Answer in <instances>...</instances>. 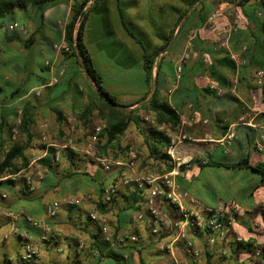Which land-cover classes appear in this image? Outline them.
<instances>
[{"label": "crops", "instance_id": "crops-1", "mask_svg": "<svg viewBox=\"0 0 264 264\" xmlns=\"http://www.w3.org/2000/svg\"><path fill=\"white\" fill-rule=\"evenodd\" d=\"M38 1L0 0V3L15 4L0 20L5 24V28L0 29V121L3 116L12 123L17 111L19 113L21 107L30 103L36 111V139L41 132H47L53 141H59L65 131L60 125V113L67 117L78 111L89 98L97 96L96 87L75 59L53 48L55 43H66L65 26L73 0H50L42 6ZM99 7L102 8L93 11L86 23L85 41L106 89L126 106V111L134 110L133 119L121 136L122 144L129 143L136 148L141 173L154 172L166 165L163 160L150 158L155 143L152 128L163 131L168 138L186 134L188 139L177 148L183 167L178 168L180 187L205 204L235 199L241 210L234 230L243 237L242 243L220 241L211 247L207 246L203 235H190L200 251L199 259L186 253L183 242L176 243L175 254L171 255L159 249V242H150L145 237L135 247L111 246L108 250L123 256L119 264H264V252L262 255L255 252L264 246V182L247 168L221 165L242 158H248L252 164H264V85H259L256 78L257 70H264V3L251 0L241 6L228 0H105ZM215 10L219 11L216 29H222L234 18L239 20V29L232 34L228 48L218 46L216 29L207 21ZM14 22H18L19 27L11 29ZM127 27L140 41L130 35ZM161 48L148 80L144 53ZM187 50L190 51L189 61L184 65L181 81L173 88L177 61ZM104 51L105 60H101L98 53ZM229 51L243 53L247 63L235 65ZM47 61L51 62L49 67H46ZM54 76L59 77L56 84L52 82ZM211 84L217 85L222 94H217ZM16 89H26L27 93L15 99L11 93ZM152 100L159 102L157 104L166 103L177 112L180 120L176 128L156 123V113L149 107ZM93 117L94 124L106 126V120L99 117L98 111L93 112ZM83 132L80 126L77 135L82 136ZM8 134V129H4L0 138L8 139ZM83 140L81 143L86 144ZM80 147L74 150L84 154L85 145L83 149ZM115 151L117 154L118 149ZM46 154L44 151L40 157ZM88 156L92 160L86 161L81 155L82 159L79 156L74 160L66 159V167L73 169L86 163L84 170L95 175L97 180L88 183L86 177L83 181L77 177L65 179L58 166L55 178L42 182L33 196L35 199L25 202L33 215L44 216L45 204L53 199L50 194L58 197L66 191L81 193L89 186V192L95 196L99 182L113 178L114 175L96 162L97 157L103 156L95 153ZM104 157L114 158L113 153ZM213 170H219L221 175L227 172L222 176L223 183L227 182L226 186L223 184L228 189L226 196L220 192L210 194L212 185L209 184L213 178L208 174L211 176L209 171ZM238 170L244 174L240 176ZM200 179L202 185L197 187L195 182ZM126 195H129L126 186L120 185L107 216L121 232L142 235L146 232L142 223L136 221L138 208L125 209L128 205ZM9 201L8 197L0 200L1 212H6L1 205ZM159 205L166 210L162 203ZM94 207L88 203L82 209L95 211ZM81 212L62 207L51 222L59 237L52 242L50 251H46L50 264H72L82 259L75 253L76 239L82 237L89 243L96 229ZM8 227L9 222L0 226V233ZM169 237L164 233L160 242H169ZM10 239L1 245L0 252L11 256ZM56 244H61L64 250L59 259L51 256L57 252ZM228 246L230 254L224 257L221 252Z\"/></svg>", "mask_w": 264, "mask_h": 264}, {"label": "trees", "instance_id": "trees-1", "mask_svg": "<svg viewBox=\"0 0 264 264\" xmlns=\"http://www.w3.org/2000/svg\"><path fill=\"white\" fill-rule=\"evenodd\" d=\"M47 1L50 0H39L37 3L40 6H42L41 4ZM89 1L90 0H73L71 6L70 18L65 26V41L69 47V50L68 51L62 50V52H64L65 55L68 56V58H73L77 61V63L89 76V78L92 80V82L96 87L97 96L89 98V101L85 103L82 108L71 114L77 119L78 131L80 126L84 130L83 132L84 134L82 136H78L77 135L78 132L75 133V142L76 139L78 138V140L80 141H82L83 139L86 140L85 142L87 143L88 141L87 138L92 134L95 126L97 125L94 124L93 122L94 121L93 112L98 111L99 117L103 120H106V126L103 127L102 132L99 136V140L95 144V148H94L95 155H101L104 157V156H109L111 155V153H113L114 158L125 159L127 156V148L131 144L129 143L122 144L123 141L121 140V136L124 134L129 124L131 123L133 119L134 110L126 111V109H124L126 106L119 103L116 96L106 89L104 85L103 77L95 64L90 49L85 41L86 23L91 13L95 10L102 8L99 6L105 3V0H92L90 4ZM228 1H236L239 5L244 6L247 3H249L251 0H228ZM261 2L264 3V0H261ZM14 5L15 4L11 2L0 3V20H2L8 13L11 12ZM208 18L209 17H207V19ZM0 24H1L0 29L5 28V24H3L2 22ZM237 25L239 29V21ZM127 30L129 31L132 37L140 41L138 36L129 27H127ZM162 49L163 48L153 51L152 53L149 52L144 53V70L146 72L148 80L151 77L155 65L156 57L160 54ZM0 57H1V51H0ZM50 64L46 63V67H49ZM57 82L53 84H56ZM26 93H27L26 89L23 91L16 89L11 94L16 96L15 99H17ZM157 103L159 102L152 100V102L149 105L150 109H152L156 113L155 114L156 123L160 125L166 123V124H170L173 128H176L180 120L177 112L166 103L163 104H157ZM60 114L62 116L61 119H59L60 125L62 130L65 131L61 133L64 138L62 137V139L59 140L58 142H64L69 136L68 135L69 131L67 128V119L71 115L64 117L63 113ZM35 115H36V111L30 105V103H27L25 106L21 107V111L19 113L17 111L15 115V119L13 120L12 123H9L8 119H6L3 116L1 117V121H0V132L3 131L4 129H8V133H9L8 139L0 138V200L6 199L7 197L8 199H10L9 202L1 206L5 208L4 210L13 211L18 215L17 219L13 221L11 217H7L4 214H2L0 216V226L6 224L7 222L12 224L14 222L15 227L18 228L19 231L14 233L13 237L17 239L21 245V248L18 251L15 260H11L12 256L8 255L4 251H1V255L4 258L3 264H12V262L14 261L17 262L18 264H38L37 260L40 258V255L35 259L26 260V261L23 260L21 257L22 248L25 242L28 240V238L22 235V232L26 230L31 236L33 242H38L42 244L41 252L50 251L51 249L50 246L52 242L53 241L55 242L57 237H59L58 234L55 231H53L51 226V222L57 217L59 211L56 213V215L47 217L46 216L47 208L54 201H61L65 197H70V196L74 197V196L85 195L86 197L90 196L91 198H86L81 204H77V205H69L64 203L60 206L59 210L62 207H67L69 210L74 212L82 211L81 214L83 215L86 214L88 218V222L94 225L96 229V232L92 235L91 241H89V243L85 238L82 237L76 239L75 253L82 256V259L75 260L73 261L74 263L72 264H110V263L119 264V261L123 258V256L115 251H112L110 249L108 250V247L115 246L119 249L132 248L135 247L136 244H138L144 237L150 242H155L156 240L153 237H151L148 233L139 235L135 232L133 233L127 232V233L138 235L139 237L137 241L129 240L124 243L118 242L119 235L123 234L126 231L121 232L120 228L118 226L116 227L113 226L110 221V225L113 231L112 236L115 242V243H111L104 239L101 226L98 225L97 221L91 218L90 214L92 212H95L100 215H107L111 213L112 210L111 204L116 201L117 193L112 197V200L107 203L104 201L103 195L105 189L109 185L114 183L118 178L117 171L115 169H113L112 171L104 170L106 172H110L112 176L113 175L114 176L108 182L107 181L99 182L98 186H96L97 194L95 196H93V194L89 192L88 189L89 186L85 188L87 189L85 192H81V193L66 191L64 192L63 195L58 196L56 197V199H52L50 202L45 204L44 216L39 217L33 215L34 213H32L27 208L25 202L32 201L35 199V197L33 196L37 192L38 186L44 181L48 182L50 181V179L53 180L55 178L54 174L57 175L58 173L55 168H57L58 166H62V162H63L61 160L62 158L65 157V159L74 160L73 158H75L76 156L80 157V155H82V152L80 151L77 152L74 150V148H65L62 152L61 158L56 160L54 157L55 156L54 147H49L47 150V154L45 155L46 157H42L38 160V163L43 167L44 178L42 179V181H40L34 192L27 194L24 193L22 190V187L24 185L23 171L29 167L31 159L34 156L31 153V150L33 149L34 141L36 140L34 133ZM151 132H152V138L155 140V143H154V147L150 150L151 151L150 158L152 157L154 160H163L166 165L164 169L162 170L159 169L158 171H154V172L164 173L171 171L174 167V164H172L169 161V157L166 155L165 152V149L169 144V138L166 136V134L163 131L157 129L156 127H153ZM44 146H46V144H44ZM77 146L78 145L76 143L75 147ZM117 149L118 152L117 154H115L116 153L115 150ZM83 156L86 157L85 154ZM80 159H82V157H80ZM72 163L75 164L74 161ZM138 165L140 170V164ZM221 165L225 167H233V168H247L252 173L259 175L262 181L264 182V164L261 163L252 164L248 158H242L237 162L223 163ZM181 168L183 167L181 166ZM143 172H147V171H143ZM62 173L64 174L65 179H72L74 177H77L78 179H80V181H83L82 179L86 177L88 183L89 182L92 183V181L97 180L95 175H91L86 170H81L79 166H76L73 169H69V167H64ZM48 174L49 176H47ZM46 176L48 177L47 179ZM58 184L59 182H56V185ZM126 190L129 195H126V197L128 198L127 200L128 205L125 207V209L136 210L138 208L137 210H139L140 201L141 199L144 198L143 192L134 186H127ZM3 194H7V197H4ZM88 203L94 204L95 207L93 210L95 211H89L86 209L85 211L84 209H82V207ZM29 217L35 219H43L44 224L41 226H34L29 221L28 219ZM11 236L12 234L9 236L8 239L0 241V247L5 242H7V240H9ZM79 239H83L85 242L84 247L81 249H79L78 247ZM239 243H242V241ZM207 246L209 245L207 244ZM261 248L263 249L264 252V246H262ZM55 249L58 253L60 252L62 253L64 251L63 248L61 247V244L58 245L56 244ZM206 252L207 254L210 253L209 251ZM263 252L261 253V255L263 254ZM209 257H212V255L210 254ZM88 259H91L89 263L88 262L85 263V261ZM208 263H210L209 260Z\"/></svg>", "mask_w": 264, "mask_h": 264}, {"label": "built area", "instance_id": "built-area-1", "mask_svg": "<svg viewBox=\"0 0 264 264\" xmlns=\"http://www.w3.org/2000/svg\"><path fill=\"white\" fill-rule=\"evenodd\" d=\"M219 16V11H213L209 18V24L216 29L215 19ZM238 19L234 18L225 27L216 29V41L218 46L228 48L232 34L238 30ZM19 27V23L15 22L11 29ZM53 48L57 52L62 50L68 51L69 47L66 43H55ZM246 47H244V50ZM229 57L235 65H243L247 63V57L241 52L229 51ZM190 51H185L178 59L176 64L175 83L173 88L181 81L183 75L184 65L189 61ZM50 64V61L46 62ZM63 74V71L61 72ZM257 83L263 85L264 83V70L259 69L256 72ZM59 77L54 76L52 82H57ZM172 88V89H173ZM211 88L216 90L217 94H222V90L215 84H211ZM172 91V90H171ZM77 119L74 116H69L67 119L68 137L64 142L50 141L48 136L42 134V142L46 144L45 153L49 147L55 149V159L58 160L62 156L65 148H75V133L78 132ZM47 127V124L44 125ZM103 125H96L92 134L88 137L85 144L84 152L92 156L94 153L95 144L99 140L102 132ZM188 139L186 134H178L169 136V144L165 152L169 157V161L174 164L171 171L159 173L147 171L141 173L139 170V160L136 148L129 145L127 148V156L125 159H117L111 157H97L96 162L106 171H117V180L109 185L104 192V201L110 202L112 197L118 192L119 186H134L143 192V201L139 210H137L136 221L142 223L145 227V234H149L157 242H159V249L161 251L174 255V246L176 243L183 242L185 251L190 254L194 259L201 257L200 251L196 248L194 240L190 237L203 235L206 243L209 246H214L220 241L225 243L243 241V237L235 233V226L239 221L240 206L233 198L219 201L216 204H205L188 191L182 189L178 183L177 175L179 174L178 168L182 165V161L177 156V148ZM34 162L31 161L29 167L23 171L24 185L22 190L24 193H32L36 190L38 184L44 178V172L41 169L34 167ZM7 197V194H3ZM86 198L85 195L65 197L61 201H54L48 206L46 216L51 217L56 215L62 204L77 205L81 204ZM159 203H162L166 208L163 210ZM262 209L264 210V204ZM4 214L14 220L17 219V214L13 211H0V216ZM91 218L97 221L98 225L102 228L104 239L111 243H115L112 236V228L110 220L107 215H100L95 212L90 214ZM32 225L41 226L44 224L43 219L28 218ZM14 230V231H13ZM13 222L12 232H18ZM12 232L5 234L0 241L8 239ZM166 233L169 234V242H160V237ZM22 235L28 238L25 242L21 257L23 260H32L41 254L42 244L33 242L29 233L24 230ZM138 235L129 234L124 232L119 235L118 242L124 243L129 240L137 241ZM159 239V240H158ZM85 242L83 239L78 240L79 249L83 248ZM229 247V248H228ZM222 250L223 256L230 254V246ZM256 254L260 255L263 252L261 247L256 249ZM176 264H182L180 262Z\"/></svg>", "mask_w": 264, "mask_h": 264}, {"label": "rangeland", "instance_id": "rangeland-1", "mask_svg": "<svg viewBox=\"0 0 264 264\" xmlns=\"http://www.w3.org/2000/svg\"><path fill=\"white\" fill-rule=\"evenodd\" d=\"M98 56H99V58L101 60H103V59L105 60V51L104 52H101V53H98ZM41 62H44V59L43 58H41ZM42 134L43 133L41 132L40 135H39V138L34 141L33 149L31 150V153L34 156L32 157L31 161H35L34 162V167L35 168L41 169L44 172L43 167L38 163V160L41 158L40 157L41 154L43 155V153L45 151V146H44V143L42 142ZM45 134L48 136V138H49L50 141H53L50 138V134L48 135L47 132ZM84 142H85V140H84ZM76 143H77V145H80L81 146L80 148H82V149L84 148L85 143H81V141L78 140V138L76 139ZM40 150L42 151V153H41ZM84 154L81 155L82 157L85 158L84 160H86V161L92 160V158L91 157L89 158V156L87 154H85L86 157L83 156ZM61 160L63 162H62V166H59V168H58L59 171H61V169L63 170V168L66 167V165H67L65 158H62ZM79 167H80L81 170H84V169L87 168L86 163H83ZM222 171H225V170H222ZM233 171H235V170H233ZM246 171H247L246 173L251 174V172L249 170H246ZM209 172H210L211 176L209 174H208V176L213 178V180H212L213 182H211V184H209V182H208L209 185H212V186H210L211 188L209 189L210 194L211 193H215V192H220V193H222V194H224L226 196L228 194L227 193L228 192V189L225 188L223 184H225V186H226V183L227 182L223 183L224 180L222 179V176H226V173L227 172H225L222 175H221V172L219 170H215V171L213 170V171H209ZM238 173L240 174V176L244 174V172H242V170H238ZM209 177H207V178H209ZM240 183H242V182H240ZM195 185H197V187H199L200 185H202V180L200 179L199 182H195ZM48 194H50V193H48ZM49 197H51L53 199H56L57 196L50 194ZM85 219H87V218L85 217ZM12 229H13V224L12 223H9L8 229L4 233H0V238H2L5 234H8V233L12 232ZM12 235H14V233ZM10 243H11L10 253H11L12 259L15 260L16 257H17L18 251L21 248V245L18 242V240L15 239V238H13V237L10 239ZM53 254L54 255H51V256L57 257L58 259L60 258V253L55 252ZM48 257L49 256L46 254V251H42L41 254H40V258L37 261H39V264H50L49 261H48ZM0 261H1L0 263L3 264L2 261H4V258L1 255V252H0ZM14 264H18V263L17 262H14Z\"/></svg>", "mask_w": 264, "mask_h": 264}]
</instances>
